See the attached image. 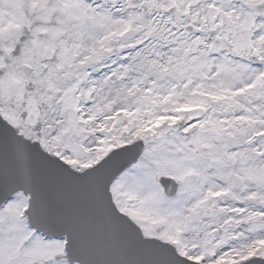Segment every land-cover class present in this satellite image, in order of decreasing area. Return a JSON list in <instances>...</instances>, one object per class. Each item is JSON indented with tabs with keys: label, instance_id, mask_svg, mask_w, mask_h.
<instances>
[{
	"label": "snow or ice",
	"instance_id": "obj_1",
	"mask_svg": "<svg viewBox=\"0 0 264 264\" xmlns=\"http://www.w3.org/2000/svg\"><path fill=\"white\" fill-rule=\"evenodd\" d=\"M0 264H264V0H0Z\"/></svg>",
	"mask_w": 264,
	"mask_h": 264
}]
</instances>
